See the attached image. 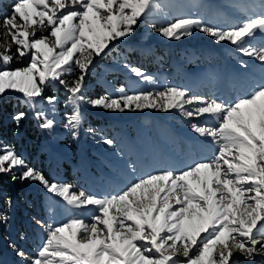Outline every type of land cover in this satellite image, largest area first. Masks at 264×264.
<instances>
[{
    "label": "snow or ice",
    "instance_id": "6c2138e0",
    "mask_svg": "<svg viewBox=\"0 0 264 264\" xmlns=\"http://www.w3.org/2000/svg\"><path fill=\"white\" fill-rule=\"evenodd\" d=\"M173 7L168 0H13L10 11H4L0 0V97L19 94L27 109L11 117L14 134L29 112L46 136L54 137L59 127L78 139L85 108L116 114L148 110L203 119L188 125L192 147L216 149L211 159L146 174H138L137 162L130 161L131 179L123 189L95 195L49 180L12 146L3 145L0 175L14 184H38L62 201L65 211L94 213L87 220L72 215L58 225L34 217L44 239L34 256L9 243L18 258L14 264H240L238 257L246 264H257L260 257L264 264V73L245 82L249 94L234 100L214 92L194 95L187 87L168 84L132 94L120 86L116 97L86 94L97 62L126 45L141 24L177 42L198 31L244 57L238 61L241 69L251 62L264 69V42L256 43L258 36L264 39V0H241L234 7L243 19L226 26L202 16H173ZM25 60L26 66H13ZM123 61L141 84H156L126 56ZM49 89L52 94L46 95ZM58 89L66 94L69 109L59 124L54 118ZM41 102L50 106L51 116L38 109ZM84 132L95 143L115 147V140L95 127ZM12 207V197L4 196L0 226L9 221ZM19 238L25 239L24 234Z\"/></svg>",
    "mask_w": 264,
    "mask_h": 264
},
{
    "label": "rangeland",
    "instance_id": "374dc122",
    "mask_svg": "<svg viewBox=\"0 0 264 264\" xmlns=\"http://www.w3.org/2000/svg\"><path fill=\"white\" fill-rule=\"evenodd\" d=\"M3 10L10 11L13 0H2ZM241 0H168L174 5L171 14L202 16L208 23L226 26L243 19L234 5ZM158 23H166L163 17H153ZM47 34V33H45ZM39 35V33L37 34ZM264 42L257 37L256 43ZM132 49V51H129ZM135 67L141 68L156 80L155 85L141 84L135 76L122 67L123 57ZM245 59L228 44H215L200 32L180 41H169L143 24L136 29L126 45H120L103 61L97 62L93 74L87 78V95L98 97L110 94L116 97V88L124 86L129 94L163 88L165 84L187 87L194 95L216 93L221 98L234 100L249 94L250 89L242 85L251 80H259L264 69L255 62L247 70L241 69L238 61ZM27 60L16 66H26ZM46 95L52 94L49 89ZM58 114L54 117L58 124L63 122L65 93L58 89ZM5 97H22L12 94ZM0 97V99L5 98ZM39 110L48 112L49 105L41 102ZM27 110V109H26ZM85 122L79 131L78 139H73L62 128L56 135L46 136L37 127L40 140L31 141L25 123L19 129L11 126L10 133L0 131V147L10 145L31 166L42 171L49 180L71 183L77 189H84L95 195L118 192L129 183L131 176L126 167L130 161L137 162L138 174H146L159 168L179 165L186 167L193 162L211 159L215 146L203 144L192 147L193 134L190 123H204L203 119L185 120L178 115L168 116L155 111L111 113L100 109L85 108ZM32 113L29 112V119ZM36 126V122L33 121ZM97 128L98 132L115 140V147L109 149L89 138L84 128ZM99 138V137H98ZM117 152L120 155H117ZM0 205L4 196H11L13 207L9 211L7 224L0 226V262L14 264L18 259L8 247L15 243L29 256H34L44 239L38 229L36 219L56 225L66 222L72 215L89 219L87 210L72 213L65 211L63 202L47 194L38 184L12 183L8 176L0 175ZM48 209H54L49 213ZM36 219H33V218ZM23 233L25 239L21 240ZM240 264H246L241 258ZM260 264V257H257Z\"/></svg>",
    "mask_w": 264,
    "mask_h": 264
},
{
    "label": "trees",
    "instance_id": "16d2710c",
    "mask_svg": "<svg viewBox=\"0 0 264 264\" xmlns=\"http://www.w3.org/2000/svg\"><path fill=\"white\" fill-rule=\"evenodd\" d=\"M18 111H26V106L21 105L20 99L13 97H5L0 99V131L10 133L13 122L11 117ZM28 138L37 144L40 140L38 129L33 124L32 119H28L25 123Z\"/></svg>",
    "mask_w": 264,
    "mask_h": 264
}]
</instances>
